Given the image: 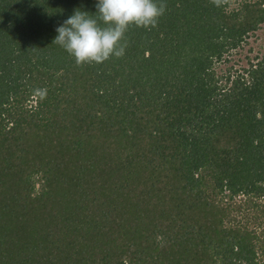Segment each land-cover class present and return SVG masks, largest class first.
Masks as SVG:
<instances>
[{"label": "trees", "instance_id": "trees-1", "mask_svg": "<svg viewBox=\"0 0 264 264\" xmlns=\"http://www.w3.org/2000/svg\"><path fill=\"white\" fill-rule=\"evenodd\" d=\"M263 24L0 0V264H264V52L217 69Z\"/></svg>", "mask_w": 264, "mask_h": 264}, {"label": "rangeland", "instance_id": "rangeland-1", "mask_svg": "<svg viewBox=\"0 0 264 264\" xmlns=\"http://www.w3.org/2000/svg\"><path fill=\"white\" fill-rule=\"evenodd\" d=\"M264 24L255 33L251 34L246 43L229 56V61L217 62L218 71L225 72L231 65L239 67L247 62V57H254L264 52Z\"/></svg>", "mask_w": 264, "mask_h": 264}]
</instances>
